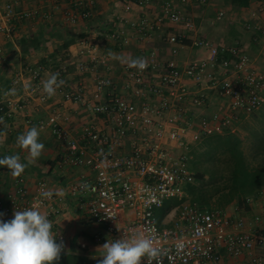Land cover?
<instances>
[{
  "label": "built area",
  "instance_id": "obj_1",
  "mask_svg": "<svg viewBox=\"0 0 264 264\" xmlns=\"http://www.w3.org/2000/svg\"><path fill=\"white\" fill-rule=\"evenodd\" d=\"M38 2L35 10L20 13L7 4L0 12V33L11 37L14 20L48 19L49 14H43L42 9L48 6L58 9L64 4L67 5L64 19L75 24L91 16L97 0ZM180 2L186 4L187 0ZM224 16L221 11L216 19ZM251 17L256 18L257 14L252 13ZM164 20L194 30L193 22L171 3L162 8L158 21ZM132 27H138L142 33L153 30L147 19L132 23ZM246 28L251 29V24ZM257 29L264 35V29ZM183 37L171 35L167 39L170 58L161 59L155 51L147 53L144 58L148 67L143 72L124 65L122 86L134 97L123 96L119 85L97 72L92 91L82 80L69 86L66 66L59 68L55 73L65 84L56 93L64 101L82 107L90 119L83 121L76 132L65 123L67 118L55 110L35 125L42 131H50L64 145L61 164L84 169L69 184L68 194L78 210L105 227L110 240L121 238L130 229L143 231L165 251L161 264H221L226 256L243 255L249 257V264H264V225L259 214L252 220L234 217L226 207L205 208L185 199L189 194L186 187L195 180L189 164L190 146L207 136L239 130L246 118L262 108L264 69L243 49H226L204 39L193 40L192 47L206 49V55L182 67L173 55L183 46ZM108 39L122 44L129 42L120 30L109 34ZM97 53V46L83 45L79 49L78 73L94 70L99 63ZM86 54L90 55L92 65L83 59ZM29 73L31 82L24 97H0V117L5 121L26 110L31 101L42 105L52 98L42 89V81L48 78L44 68L30 69ZM212 96L218 101L211 113L193 111L205 109ZM12 184L13 189L0 197V212L5 214L2 219L8 221L14 211L38 207L52 220L53 235L57 242L63 240V253H67L68 239L56 228L66 197L56 195L45 179L36 183L34 191L24 176L16 177ZM84 184L88 186L86 190L81 187ZM47 190L54 192L51 199L41 196ZM262 196L264 190L248 196L245 205ZM173 198L185 200L165 216L170 225L161 226L156 212ZM232 208L240 207L234 202ZM104 238L100 234L96 240ZM142 264H147L146 259Z\"/></svg>",
  "mask_w": 264,
  "mask_h": 264
},
{
  "label": "crops",
  "instance_id": "obj_2",
  "mask_svg": "<svg viewBox=\"0 0 264 264\" xmlns=\"http://www.w3.org/2000/svg\"><path fill=\"white\" fill-rule=\"evenodd\" d=\"M29 2L30 0H0V12L7 4H12L15 11L19 13L31 12L39 7L38 0H34L32 5ZM140 2L143 3L139 5ZM165 3L177 6L185 18L193 22L194 30L188 31L182 24H173L168 20L159 22ZM66 6L64 4L58 9L52 6L42 9L43 14H49L48 19L38 17L27 21L15 20L19 22V27L16 29L13 27L11 37L0 33V49L2 50L0 56L6 50L8 55L13 51L16 56H20L19 60L6 59V65L0 62V75L3 78L0 80V86L4 84V81L10 83L8 89L1 90L0 97L9 96L18 99L24 97L28 91V84L31 82L30 69L43 67L46 76H49L64 66L68 71L69 86L82 80L92 91L95 83L94 73L97 72L119 85V91L123 96L134 97L132 92L122 86L124 65L127 63L111 58L108 55L109 51L124 58L144 57L147 53L155 51L161 59H167L172 57L171 46L167 43V39L171 35H182L184 36L183 46L180 47L177 55H173V58L184 67L188 62L203 58L207 53L206 49L192 47L195 39L208 40L226 49L239 47L249 55L250 51L253 52V49L261 46L263 43L261 39H264V35L257 29V27L264 29V0H187L186 4H181L180 0H97L91 9V16L75 24L64 19L63 13ZM127 6H130L131 10L127 11ZM221 11L225 13V16L217 20V15ZM252 13H256L257 17L252 18ZM143 19H147L153 27L149 33H142L138 27H132V23L139 24ZM248 24L252 26L249 30L246 28ZM43 27L52 31L56 38L61 36L63 39L74 40V44L69 49L60 52L58 48L63 39L58 41L51 38L48 33L45 37L47 42L39 51L30 49L28 52H23L18 47V43L14 42V39L19 41L36 34ZM24 28H31L33 32L15 35L17 30ZM116 30L125 32L129 40L128 44L108 39V35ZM83 45L97 46L99 63L91 72L80 74L77 71V62L80 60L77 52L83 48ZM8 47L12 49L8 51ZM27 58L33 59V62L28 61ZM83 59L92 65L89 54L84 55ZM253 59L256 60V58ZM12 88L17 90L16 95H5ZM217 101L218 99L213 97L205 109L199 110L200 112L195 109L193 111L199 112L198 114L202 112L209 114L217 107ZM55 110L60 111L67 118L65 123L74 127L76 132L83 121L90 119V115H87L82 107L64 101L62 95L57 93L42 105L31 101L26 110L19 111L14 118H8L5 121L6 128L0 125V130L6 133L0 136V158L18 153L21 162L26 163L28 152L17 146L16 138L32 126H36L37 120ZM28 120L32 122L29 123ZM38 130L40 132L39 142L44 144V150L37 162L26 168L21 176L27 179V184L32 191L35 190L36 183L40 179H45L50 188L66 197L63 214L58 217L56 228L68 239L67 253L82 256L85 264H97V259L101 258L99 255L103 252L100 248L111 240L102 224L89 219L85 213L77 209L67 191L69 184L75 181L84 169L61 164V157L65 152L64 145L50 131H42L39 128ZM15 178L6 166H0V197H4L8 191L13 189L12 183ZM232 205L234 203L226 208L234 217L252 220L255 215L259 214L264 225V196L246 205L247 208L244 206V208L235 210ZM161 209L156 212L158 223L161 226H168L170 225L169 218L165 216L167 217L173 208L159 219ZM100 234L105 237L103 241L96 240ZM82 244H85V247H82ZM221 264H249V257L247 255L238 258L226 256Z\"/></svg>",
  "mask_w": 264,
  "mask_h": 264
},
{
  "label": "clouds",
  "instance_id": "obj_3",
  "mask_svg": "<svg viewBox=\"0 0 264 264\" xmlns=\"http://www.w3.org/2000/svg\"><path fill=\"white\" fill-rule=\"evenodd\" d=\"M108 55L113 59L123 60L129 67L141 72L148 67L144 57L124 58L111 51ZM64 84L65 81L59 79V73H51L42 81V89L48 98H51ZM16 92L17 90L12 88L5 95L14 96ZM0 125L7 127L3 117H0ZM3 135L6 133L0 130V136ZM39 136L38 128L32 126L16 138L17 146L28 152L26 163L21 162L17 153L0 158V166H6L13 177H20L26 168L37 162L44 150ZM81 187L86 190L88 186L84 184ZM53 195L51 190L41 193L46 199H51ZM4 215L0 212V264H53L54 261L60 260L65 251V244L63 240L57 242V237L52 232L53 222L46 213L34 206L23 211H14L13 218L8 221L2 219ZM100 249H103V252L99 255L101 258L97 259V264H142L145 259L147 264H153L154 261L161 264V258L165 254L164 250L155 245L154 238L135 229L123 232L119 239L108 240Z\"/></svg>",
  "mask_w": 264,
  "mask_h": 264
},
{
  "label": "trees",
  "instance_id": "obj_4",
  "mask_svg": "<svg viewBox=\"0 0 264 264\" xmlns=\"http://www.w3.org/2000/svg\"><path fill=\"white\" fill-rule=\"evenodd\" d=\"M13 24L15 29L19 27V22L14 20ZM47 30L43 27L36 34L20 39L18 47L23 52L39 51L47 42V33L58 41L63 39ZM61 43L60 52L69 49L74 40L63 39ZM0 80H3L1 75ZM3 86V90L8 89L10 83L4 81ZM241 128V131L207 136L191 150L193 159L189 162L195 170V183L186 187L189 194L185 199L205 208L222 209L234 202L244 208L248 196L264 190V105L246 118ZM246 140L251 141L249 150L245 147ZM185 199L167 200L159 219ZM53 264H85V261L80 255L63 253Z\"/></svg>",
  "mask_w": 264,
  "mask_h": 264
},
{
  "label": "rangeland",
  "instance_id": "obj_5",
  "mask_svg": "<svg viewBox=\"0 0 264 264\" xmlns=\"http://www.w3.org/2000/svg\"><path fill=\"white\" fill-rule=\"evenodd\" d=\"M33 2H34V0H30V5H32L33 4ZM28 3V2H27ZM32 33L33 32V29H31V28H24L23 30L21 29V30H17V32H16V36H19V34L21 35V34H23V33ZM262 40V44H261V46H259L257 49H253V52L252 51H250V53L252 54V56H251V54H250V56L251 57H253V58H256V65L258 66V67H260V68H263L264 69V39L262 38L261 39ZM14 42H16V44L18 43V41L16 40V39H14ZM10 49H12V48H9L8 47V51H10ZM5 52V51H4ZM3 52V54L0 56V62L1 63H4V65H6V63H7V60L6 59H15V60H19L20 59V56H16V53H14L13 51H11V53H10V55H12V56H10V55H8L7 54V50H6V52L4 53ZM202 54V53H201ZM28 59V61H31V62H33V59H29V58H27ZM36 60V59H35ZM19 71V70H18ZM11 73V72H10ZM1 88H0V92H1V90H3V88H4V86L3 85H1L0 86ZM197 111H199V110H197ZM200 112V111H199ZM199 112H196V114H198ZM242 124H243V122H242ZM242 124H240V126H239V130H237V131H241V126H242ZM201 142V141H200ZM200 142H197L196 144H193V145H191L190 146V150H189V152H188V156H189V160L190 161H192V159H193V155L191 154V150L193 149V148H195L197 145H199L200 144ZM246 149L247 150H249L250 149V146H251V141L250 140H246ZM189 164H190V162H189ZM190 168H191V170L195 173V170L193 169V167L190 165ZM193 183H195V180H194V182ZM199 205V204H198ZM200 206V205H199ZM202 207V206H201Z\"/></svg>",
  "mask_w": 264,
  "mask_h": 264
}]
</instances>
